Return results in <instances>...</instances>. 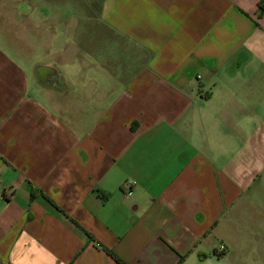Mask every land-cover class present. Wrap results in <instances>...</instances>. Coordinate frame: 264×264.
<instances>
[{"label":"crops","instance_id":"1","mask_svg":"<svg viewBox=\"0 0 264 264\" xmlns=\"http://www.w3.org/2000/svg\"><path fill=\"white\" fill-rule=\"evenodd\" d=\"M63 1L0 0V264H264V0Z\"/></svg>","mask_w":264,"mask_h":264},{"label":"rangeland","instance_id":"2","mask_svg":"<svg viewBox=\"0 0 264 264\" xmlns=\"http://www.w3.org/2000/svg\"><path fill=\"white\" fill-rule=\"evenodd\" d=\"M73 1V0H72ZM81 1V2H80ZM84 0H77L76 1V4L78 3H82ZM95 2H96V4H94L93 5V9H92V11L90 12L89 11V9L87 8V7H85V9H87V10H85L84 12H86V13H84V12H82V13H78L77 14V16L76 17H86L87 16V18L88 17H90L91 19H90V21L88 22L89 24H87V25H89V26H92V27H97V26H99V22L101 21V19H100V11H99V4H100V2H99V0H94ZM73 2H75V1H73ZM64 3V1L63 0H61V4H63ZM45 7H47V6H45ZM76 12H81V10L79 11L78 9H76ZM89 12V13H88ZM84 13V14H83ZM88 14V15H87ZM71 16L72 17H74V13L72 12L71 13ZM81 20V19H80ZM85 20L84 19H82V21H80V22H84ZM87 22V21H86ZM68 33V32H67ZM67 33H65V38L64 39H68V38H70V36L68 37L67 35ZM94 33H97V30H95L94 31ZM95 40V39H94ZM221 245H219V247H220ZM218 253V252H217ZM224 253V252H223ZM219 254V253H218ZM222 254V253H221ZM220 255V254H219ZM235 262H237V264H241V263H239V261H235Z\"/></svg>","mask_w":264,"mask_h":264},{"label":"built area","instance_id":"3","mask_svg":"<svg viewBox=\"0 0 264 264\" xmlns=\"http://www.w3.org/2000/svg\"><path fill=\"white\" fill-rule=\"evenodd\" d=\"M8 194L11 195L12 194V191L11 190H8ZM226 250V246L224 244H221V246L218 248V253L221 254L223 253L224 251Z\"/></svg>","mask_w":264,"mask_h":264},{"label":"trees","instance_id":"4","mask_svg":"<svg viewBox=\"0 0 264 264\" xmlns=\"http://www.w3.org/2000/svg\"><path fill=\"white\" fill-rule=\"evenodd\" d=\"M110 255H112V257L120 264H126L124 261H122V259H120L116 254H114L113 252H109Z\"/></svg>","mask_w":264,"mask_h":264}]
</instances>
